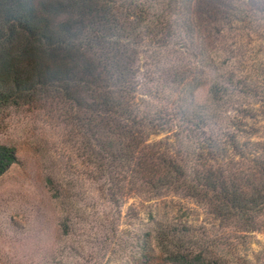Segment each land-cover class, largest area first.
Listing matches in <instances>:
<instances>
[{
	"label": "trees",
	"instance_id": "obj_1",
	"mask_svg": "<svg viewBox=\"0 0 264 264\" xmlns=\"http://www.w3.org/2000/svg\"><path fill=\"white\" fill-rule=\"evenodd\" d=\"M223 1L0 0V114L40 108L69 125L114 204L172 194L201 207L207 219L197 223L173 201V220L144 236L141 253L167 264H247L239 247L264 229V141L252 139L264 52L227 50L213 18ZM146 53L181 76L179 99L205 86L204 103L181 105L179 119L175 108H142L137 62ZM16 158L0 144V176Z\"/></svg>",
	"mask_w": 264,
	"mask_h": 264
},
{
	"label": "rangeland",
	"instance_id": "obj_2",
	"mask_svg": "<svg viewBox=\"0 0 264 264\" xmlns=\"http://www.w3.org/2000/svg\"><path fill=\"white\" fill-rule=\"evenodd\" d=\"M214 17L224 23L215 35L224 37L227 50L264 52V0H224ZM149 55L137 62L142 108L161 116L175 108L179 119L181 105L191 111L204 103L205 86L192 99H179L181 76L173 66H155ZM149 90L152 99L144 95ZM258 125L252 139L264 141V112ZM166 135H151L149 142ZM79 141L44 109L13 107L0 114V144L13 146L17 157L0 176V264H167L157 253H141L144 236L157 220H173V201L188 209L181 219L197 223L207 219L202 208L172 194L142 200L126 195L114 204ZM239 251L247 264H264V229L248 234Z\"/></svg>",
	"mask_w": 264,
	"mask_h": 264
}]
</instances>
